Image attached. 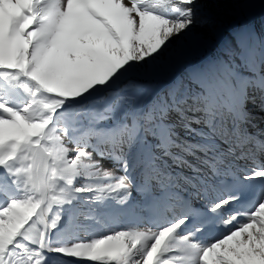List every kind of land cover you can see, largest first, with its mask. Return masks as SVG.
<instances>
[{
    "label": "snow or ice",
    "instance_id": "1",
    "mask_svg": "<svg viewBox=\"0 0 264 264\" xmlns=\"http://www.w3.org/2000/svg\"><path fill=\"white\" fill-rule=\"evenodd\" d=\"M257 8L0 0V264H264Z\"/></svg>",
    "mask_w": 264,
    "mask_h": 264
},
{
    "label": "bare ground",
    "instance_id": "2",
    "mask_svg": "<svg viewBox=\"0 0 264 264\" xmlns=\"http://www.w3.org/2000/svg\"><path fill=\"white\" fill-rule=\"evenodd\" d=\"M227 8V5L224 6ZM259 9V8H257ZM260 10V9H259ZM235 19V20H231ZM253 22V24L257 27V30L259 32L261 27H264V15L260 13L255 12L254 16L250 18ZM242 20L238 18L234 13H232L230 10L225 11V13L220 17V27L221 30L224 31L229 35L230 39H234V36L232 35L238 28L241 26ZM264 38V37H262ZM178 46H174L175 48ZM170 68L167 60L165 61V66L161 69L160 73L157 74L154 77H149V78H141L142 80H145L146 82L150 83V86L153 89H159L163 91L166 89L169 84L174 80V79H179L182 77L183 74L186 73V69L183 68L181 64H177L174 68L175 73L170 74ZM264 121L261 116L257 115L256 120H255V126L252 127L250 130L253 132H256L258 129L264 130ZM262 123V124H261ZM108 165H106L107 167ZM135 195V193H134Z\"/></svg>",
    "mask_w": 264,
    "mask_h": 264
},
{
    "label": "rangeland",
    "instance_id": "3",
    "mask_svg": "<svg viewBox=\"0 0 264 264\" xmlns=\"http://www.w3.org/2000/svg\"><path fill=\"white\" fill-rule=\"evenodd\" d=\"M255 12L260 13V10H259V9H256ZM231 20H235V19H232V18H231ZM172 73H175V70H174L173 67L170 68V74H172ZM262 119L264 120V117H262ZM261 124H262V123H261Z\"/></svg>",
    "mask_w": 264,
    "mask_h": 264
}]
</instances>
